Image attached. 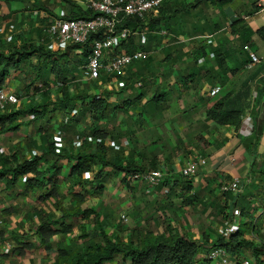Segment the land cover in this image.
<instances>
[{
    "label": "crops",
    "instance_id": "obj_1",
    "mask_svg": "<svg viewBox=\"0 0 264 264\" xmlns=\"http://www.w3.org/2000/svg\"><path fill=\"white\" fill-rule=\"evenodd\" d=\"M194 2L164 0L155 14L137 25L147 31L140 47L143 56L119 73L102 71L89 79L83 76L81 64L91 40L101 35L93 34L85 44L54 49L53 39L44 31L49 14L87 16L81 0H0V50L34 44L52 52L25 58L3 83L18 92L16 109L46 107L42 117L32 120V114L24 113L17 117L22 122L17 129L0 133V167L2 158L15 164V159L17 163L41 155L40 169L46 177L56 169L58 185L55 196L40 199L47 185L24 191L21 181H17L20 189H14L0 179V218L7 220L0 224V264L18 263L14 258L3 261L8 260L3 253L13 230L31 235L26 251L30 249L33 256L26 264H48L56 260L58 241L83 231L89 235L77 242L87 240L99 224L124 242H136L146 231H185L199 241L205 235L200 264H222L204 255L218 236L223 216L234 206L240 209V237L259 247L257 258L264 264V15L257 0H200L186 7ZM122 46L129 48L126 43ZM246 47L257 55V62L250 61ZM211 89L213 93L201 96V91ZM228 90L225 108L240 113V124L251 117L250 133L240 125L218 124L207 115L208 104ZM94 95L106 101L97 119L91 110ZM63 97L80 99L58 102ZM56 129L62 133L58 150L54 149ZM97 146L104 161L157 167L176 180L162 194L159 187L143 181L130 184L128 173L97 158L91 164L94 181L71 173L77 160L70 156L90 153ZM190 159H198L199 166L186 183L177 177ZM234 176L240 179L241 190L224 191L222 187ZM184 197L192 202L186 204ZM89 208L97 214L83 218L67 214ZM44 214L73 225L68 237L51 238L50 249L33 235ZM228 254L230 261L247 258L256 264L249 246ZM130 261L119 254L105 264Z\"/></svg>",
    "mask_w": 264,
    "mask_h": 264
},
{
    "label": "trees",
    "instance_id": "obj_2",
    "mask_svg": "<svg viewBox=\"0 0 264 264\" xmlns=\"http://www.w3.org/2000/svg\"><path fill=\"white\" fill-rule=\"evenodd\" d=\"M200 0H195L194 3H189L186 7L195 6ZM223 2L225 0H218ZM181 8L176 7L175 10ZM93 35L90 36L91 40ZM34 53L52 54L51 51L44 49L41 46L34 44H27L20 47H14L9 51L0 50V85H2L8 78L10 70L19 66L22 60L29 57ZM218 65L224 68V60L217 58ZM231 90L218 95L207 106V115L218 124H230L234 126L240 125V113L235 109H226L225 100L229 97ZM80 97H63L58 102H69ZM46 104L34 105L28 108H17L9 112L0 111V133L12 131L17 129L22 122L17 121V117L22 114H32V120L38 119L43 116ZM106 109V101L100 95H94L91 104L93 118L97 119ZM50 151H53L52 143H49ZM95 153L78 152L71 155V158L77 160L76 164L71 167V173L79 176L84 171L91 169V164L97 158L103 165H111L115 169L123 170L126 173L142 170L140 167L134 166H120L117 164L109 163L101 158V148L97 146ZM60 155V154H59ZM58 155V156H59ZM73 156V157H72ZM41 155H35L30 159L23 158L20 162L13 164L12 160L2 158L0 167V179L5 180L6 186H13L16 189V184L20 185L17 181L23 183V190L29 189H42L45 185L48 187L40 195V199H46L50 196H55L57 192V178L56 169L47 177L40 169V163L43 160ZM11 164L7 166V164ZM97 177V176H96ZM189 184L186 189L189 190ZM184 202L191 203L192 200L184 197ZM97 214L91 208L89 209H76L67 214L81 215L87 217L90 214ZM99 224V223H98ZM2 234V232H0ZM73 233V225L65 223L63 219H52L48 214L43 215L42 221L39 222L35 228L33 235L38 238L39 243L42 244L44 249L52 247L51 238L56 234H63L66 238ZM12 236V233L10 234ZM88 233H81L76 238H68L65 241H58L55 246L56 260L48 264H105L110 262L115 255H122V257L130 258V264H200L199 253L202 248V241H207L204 235L202 240H195L187 235L185 231L168 230L165 233L156 234L151 231H146L142 238L136 242H124L116 239L106 233L104 228L99 224L93 234L83 242V249H79L77 238H84ZM10 236V238H11ZM23 236L16 242L11 251L22 254L26 247H30L26 242L28 238ZM213 243H217L225 247L229 253H235L242 246H249L252 248L256 255V264H260L257 258L259 247L255 246L252 242L241 238L238 231L231 234L228 240H224L219 235Z\"/></svg>",
    "mask_w": 264,
    "mask_h": 264
},
{
    "label": "built area",
    "instance_id": "obj_3",
    "mask_svg": "<svg viewBox=\"0 0 264 264\" xmlns=\"http://www.w3.org/2000/svg\"><path fill=\"white\" fill-rule=\"evenodd\" d=\"M87 16L68 17L64 15H47L45 19V33L49 35L55 43L54 49H66L69 45H79L88 42L91 35L99 33L100 38H94L90 42L88 54L81 64L82 74L86 78L96 79L103 71L119 73L131 63L143 56L141 45L147 40V31L137 27L140 21L146 20L155 14L161 7L164 0H81ZM258 11L264 15V0H257ZM123 43L129 48L123 47ZM248 57L251 62H257L259 58L248 47ZM201 91V96L213 93ZM20 101L16 90L9 89L4 84L0 85V111L9 112L16 110ZM30 119L32 118L29 116ZM240 128L245 133H250L252 128L251 117H246L240 124ZM54 149H60L59 141L62 133L59 129L54 130ZM110 146L113 144H109ZM95 149L91 153H95ZM30 159L31 157H26ZM199 166L198 159L188 160L178 171L183 182H189L196 173ZM96 171L93 169L84 171L81 175L89 182L96 178ZM126 180L130 184L135 182H146L150 187H159L162 194H167L171 189V182L176 180L175 176L166 175L160 168H148L129 172ZM16 189L20 185L16 184ZM222 189L226 192H238L241 190L240 179L232 177ZM240 209L232 207L230 213L222 218V225L218 235L224 240H228L231 234L237 231V219ZM122 220H126L124 214ZM3 220L0 218V224ZM229 252L225 247L212 243L207 249L204 258L207 260H220L222 264H251L247 258H240L230 261Z\"/></svg>",
    "mask_w": 264,
    "mask_h": 264
},
{
    "label": "rangeland",
    "instance_id": "obj_4",
    "mask_svg": "<svg viewBox=\"0 0 264 264\" xmlns=\"http://www.w3.org/2000/svg\"><path fill=\"white\" fill-rule=\"evenodd\" d=\"M39 201H41V200L38 199V202ZM9 210L13 212V211H15V208H10ZM0 212H1V210H0ZM5 221L7 222V220H5L3 218V224L5 223ZM11 233H12V236H11V238L8 240V242L6 244V247H7V248H5L6 251L3 253V255H6V258L8 260H3V261H9V263H10L11 261H14V260H11V258H14L15 259V263L17 262V259H18V263H16V264H26V259H28V257L31 258L33 256V254L30 253L31 252L30 249H28L27 251L25 249L22 254H17V252L11 251V248H13V246H10V244L14 245V242L18 241L19 239L21 241V239H23L22 237L23 236L26 237L27 233L26 232L20 233V232H18L16 230H13ZM75 238H76V236H75ZM77 243H79L78 244L79 249L80 250L83 249V247H84L83 246V242H77ZM24 247L26 248V246H24ZM26 254H28V255H26ZM19 258H20V260H19Z\"/></svg>",
    "mask_w": 264,
    "mask_h": 264
}]
</instances>
